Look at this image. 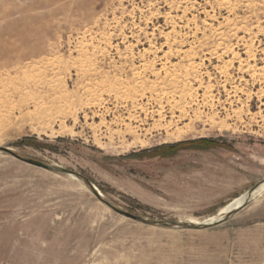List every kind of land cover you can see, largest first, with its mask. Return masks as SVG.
<instances>
[{
  "label": "rangeland",
  "instance_id": "rangeland-1",
  "mask_svg": "<svg viewBox=\"0 0 264 264\" xmlns=\"http://www.w3.org/2000/svg\"><path fill=\"white\" fill-rule=\"evenodd\" d=\"M2 148L102 198L0 151V264H264V192L180 226L264 181V0H0Z\"/></svg>",
  "mask_w": 264,
  "mask_h": 264
},
{
  "label": "water",
  "instance_id": "water-1",
  "mask_svg": "<svg viewBox=\"0 0 264 264\" xmlns=\"http://www.w3.org/2000/svg\"><path fill=\"white\" fill-rule=\"evenodd\" d=\"M0 151L1 152H5L7 154H10V155H12V156H14V157H16L18 159H21L22 161L27 162L29 164L44 168L46 170L53 171V172L59 173V174L73 175V176L77 177L78 179H82L90 186V188L94 192V194H96L100 199L102 198L101 194L99 193V191L97 189V187L89 179H87L82 174H80V173H78V172H76L74 170L65 169V168H62V167H54V166L45 164V163H43L41 161H38V160H35V159H31V158H23L18 153H16L13 149H10V148H2V149H0ZM262 183H264V181L261 182L260 184H258L253 189H251L250 191L247 192V198L248 199H247V202L243 205L242 209L245 208L246 206H248V204L253 200V194H254L255 190ZM103 201L107 205H109L111 208H113L115 211H117L119 214H121V215H124V216H126L128 218H131V219H134V220L144 221L141 217H139L137 215H134V214H132L130 212H127V211H124V210H121V209H117L113 205H111L108 201H105V200H103ZM240 210L241 209H238L236 211H231L228 214L222 216L219 220L214 221L213 223L181 224L180 226L182 228L196 229V230L205 229V228H211L213 226H216V225H219V224H222V223L226 222L228 219L231 218L232 215H234L236 212H238ZM164 225L170 226V224H167V223L164 224Z\"/></svg>",
  "mask_w": 264,
  "mask_h": 264
},
{
  "label": "trees",
  "instance_id": "trees-1",
  "mask_svg": "<svg viewBox=\"0 0 264 264\" xmlns=\"http://www.w3.org/2000/svg\"><path fill=\"white\" fill-rule=\"evenodd\" d=\"M20 146H30L35 149H45L50 151H56V147L39 141L36 138H28L20 141L18 143ZM230 147L229 145H226L225 143H221L217 140L212 139H200V140H194V141H186L182 143H177L173 145H165L161 146L159 148L154 149L150 152H144L136 155L140 159H153V158H169L174 156L176 153L180 151H186V150H194V151H210L215 148H227ZM88 179V178H87Z\"/></svg>",
  "mask_w": 264,
  "mask_h": 264
},
{
  "label": "bare ground",
  "instance_id": "bare-ground-1",
  "mask_svg": "<svg viewBox=\"0 0 264 264\" xmlns=\"http://www.w3.org/2000/svg\"><path fill=\"white\" fill-rule=\"evenodd\" d=\"M74 179H78L77 177L71 175ZM264 192V183H262L254 192L253 198L261 195ZM100 193V192H99ZM247 193L243 194L241 197L233 200L230 204L222 208L220 213L217 216L211 217L205 220L203 223H213L214 221L219 220L222 216L228 214L231 211H236L238 209H242L243 205L247 202ZM199 224V223H196Z\"/></svg>",
  "mask_w": 264,
  "mask_h": 264
},
{
  "label": "crops",
  "instance_id": "crops-1",
  "mask_svg": "<svg viewBox=\"0 0 264 264\" xmlns=\"http://www.w3.org/2000/svg\"><path fill=\"white\" fill-rule=\"evenodd\" d=\"M246 193H247V192H246ZM242 210H244V208H243V209H241V210H240V211H238V212H241ZM232 216H233V215H232ZM232 216H231V217H232Z\"/></svg>",
  "mask_w": 264,
  "mask_h": 264
}]
</instances>
